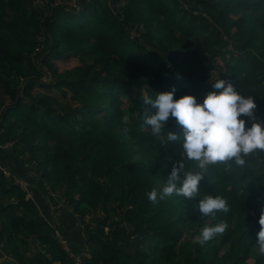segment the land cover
<instances>
[{
	"label": "trees",
	"instance_id": "obj_1",
	"mask_svg": "<svg viewBox=\"0 0 264 264\" xmlns=\"http://www.w3.org/2000/svg\"><path fill=\"white\" fill-rule=\"evenodd\" d=\"M117 1L0 0V193L16 192L28 207L14 180L42 201L44 181L60 183L58 197L95 224L85 232L101 242V264H245L258 253L264 152L249 153L244 165H209L191 200L173 194L153 203L147 193L161 188L180 148L151 134L144 119L154 110L141 97L174 89V98L190 93L200 102L222 78L253 97L254 119L264 124V0ZM139 23L144 32L131 36ZM165 127L182 135L174 118ZM27 147L43 168L38 177L17 160ZM114 147L127 150L117 167L106 159ZM134 167L147 175L143 184L130 177ZM209 194L222 196L228 211L200 214L195 205ZM39 221L20 216L10 229L39 233L46 249L58 245ZM219 222L225 231L195 247L200 229Z\"/></svg>",
	"mask_w": 264,
	"mask_h": 264
},
{
	"label": "clouds",
	"instance_id": "obj_2",
	"mask_svg": "<svg viewBox=\"0 0 264 264\" xmlns=\"http://www.w3.org/2000/svg\"><path fill=\"white\" fill-rule=\"evenodd\" d=\"M210 83L213 90L208 91L200 102L190 93L174 98V89L155 93L154 98L141 97L154 110L144 119L151 134L162 144L179 141L180 148L181 159L172 165L161 188H153L147 193L153 203L173 194L191 200L199 193V181L209 165L225 161L244 165L249 153L264 152V124L254 119L256 104L253 97L241 94L232 83L222 78ZM245 116L252 121L250 126H245ZM169 118H174L181 127L182 135L166 129ZM185 160L194 162L195 166L187 169ZM195 206L206 216L228 211L225 199L219 195H205ZM258 224L260 228L255 240L258 253L264 256V209L258 217ZM226 228L224 222L205 225L196 241L203 245Z\"/></svg>",
	"mask_w": 264,
	"mask_h": 264
},
{
	"label": "crops",
	"instance_id": "obj_3",
	"mask_svg": "<svg viewBox=\"0 0 264 264\" xmlns=\"http://www.w3.org/2000/svg\"><path fill=\"white\" fill-rule=\"evenodd\" d=\"M18 170H22V164L18 165ZM44 187L45 185L43 184V188ZM5 189L8 188L5 187ZM15 193L16 192H13L12 190H6L4 194H2V192L0 193V203L2 201L5 202L4 204L0 205V218H2L3 220L6 219L9 222V226H7L6 228H10L11 222L20 216L25 217L26 219H32L34 222H37L39 220L45 221L48 226H50V222L56 221L62 228V232L66 240L65 244L70 250L77 252L81 248L87 247L86 244L93 245L89 241H87L88 237L85 232V226L89 225V227H92V229H94L93 226H95V224L88 220V218L76 217L77 215L73 212V208L71 207L72 204H67V202L64 201V199H62L61 197H58V195H55L56 197H45V195L43 194V201L38 200L37 198H35V196L29 199L24 197L25 200L30 201H28L29 205L28 207H26L24 205L25 203L22 204L19 199H17ZM44 205L46 207V211H44ZM63 206L66 207V212L62 208ZM68 207H70L71 209H69ZM90 224L92 225L90 226ZM104 229L106 231L105 227ZM33 236L38 237L37 234ZM26 240L27 239L24 238V241ZM2 241L3 244L0 247V264H3L6 259H8V261L5 262V264H22V262H20V259H25L27 264H62L57 258H55L56 253L54 251L60 247V243L58 244L57 242H55L58 245H55L50 249H46L39 241L40 245L43 247V253L32 255L33 259H31V257L27 254L29 252H27L24 248L22 249L18 245L19 242L17 240L14 241L12 239L10 240L5 238ZM13 242L15 243V247L13 246L14 249L12 248L10 252L6 253V244L11 243L13 245ZM98 247L102 249V246L98 245ZM21 252L22 254H24V257L19 255V253ZM2 256H4L3 259Z\"/></svg>",
	"mask_w": 264,
	"mask_h": 264
},
{
	"label": "rangeland",
	"instance_id": "obj_4",
	"mask_svg": "<svg viewBox=\"0 0 264 264\" xmlns=\"http://www.w3.org/2000/svg\"><path fill=\"white\" fill-rule=\"evenodd\" d=\"M125 2V0H118L117 1V3H118V5H121V4H123ZM145 26H144V24H142V23H139V24H137V25H135L134 26V28L131 30V36H134V35H139V33H142V32H144V30H145ZM226 37V34H224L223 33V38H225ZM109 48L113 51V52H118L119 51V49L118 48H111L110 46H109ZM68 61V60H67ZM64 63H68V62H64ZM61 66H65V65H61ZM147 73V72H146ZM148 77L150 78L151 76L150 75H148ZM205 84V83H204ZM37 143V140H34L33 141V144H36ZM49 143L51 144V141H49ZM5 145H9V144H5ZM115 148V147H114ZM126 152H127V150H125L124 149V147H122V148H115V149H112V150H110V152H109V155L108 156H106V159L111 163V164H113L114 166H118V164H120L121 163V161L123 160V158L126 156ZM32 157H31V155H30V153H29V147H27L26 148V150H24V154H23V156H21L20 154H17V160H20V161H22V163H24L23 164V166H25L26 168H30V169H32L31 170V175L32 176H34V177H38L39 175H41V173H42V171H43V168H42V166H40V165H38V166H36V167H34L35 166V164H36V161L35 160H31V161H29L30 159H31ZM67 162V161H66ZM0 168L1 169H3L1 166H0ZM129 174H130V177H132V178H134V180L136 181V182H138L139 184H143L145 181H146V177H147V175L145 174V173H143V172H141L138 168H131V170H130V172H129ZM6 176H9V174L8 173H6ZM61 183H64V181H63V179L60 181ZM23 182H21L20 180H18V179H16V180H14L13 181V184H15V185H17L20 189H21V184H22ZM44 185H45V187L44 188H42V189H39L40 190V192L42 193V194H44L45 195V197L47 196H51V197H56L55 195H58V193L59 192H57L58 191V187L60 186V183H59V185H57L56 187H55V189H52L51 188V183L49 182V181H44ZM7 187V186H6ZM22 190V189H21ZM23 191V190H22ZM25 197V196H24ZM25 198H28L27 196L25 197ZM262 201H263V198H262ZM5 202L4 201H2L1 203H0V205L1 204H4ZM1 207V206H0ZM69 209H71L70 207H68ZM97 210V212L100 214V215H103V213H102V211H101V208H100V206L96 209ZM56 222V221H55ZM9 224V222L6 220V219H2V218H0V247H1V245L3 244V241L2 240H4L5 238L6 239H12V240H17L19 243H18V245L23 249H25L27 252H29V253H27L30 257H31V259H33V256L32 255H35V254H37V253H40V254H42L43 253V247L40 245V240H39V237H34L33 236V234H30V233H28V234H25V236H23V235H21V233H18V232H12L11 231V229L10 228H6L7 226H9L8 225ZM50 227H51V238L53 239V240H55L54 239V237H53V235H54V228H55V231H60V230H62V228H61V226L59 225L58 227H59V229L56 227V225H54L53 224V222H50ZM3 230V231H2ZM105 230V229H104ZM41 234H42V232L41 231H39ZM60 233H62L61 231H60ZM176 233H177V231H176ZM39 234V233H38ZM37 234V235H38ZM178 234V233H177ZM9 235H11V236H9ZM87 235V234H86ZM200 234H197V235H195L194 236V238L192 239L193 240V242H194V244H195V247H197L199 250H203L204 249V247H208V245H210V244H212L213 242H214V240H215V238L213 237L212 239H210L209 241H207V242H205L203 245H201V244H199V243H197V241H196V237L197 236H199ZM180 236V235H179ZM87 237H89L88 235H87ZM86 237V238H87ZM24 238H26L27 240L26 241H24ZM88 241V240H87ZM8 242H9V240H8ZM55 242H57L58 244H59V241L58 240H55ZM91 244H93V245H89V244H86V246L88 247V251H87V255H85V256H82V264H101V261H102V259H103V255H104V253H105V251L104 250H102V249H100L99 247H98V245H100V246H102V244H101V242H99L98 240H95V241H89ZM178 242L180 243L181 242V236L179 237V240H178ZM22 243V244H21ZM96 245V246H95ZM15 247V243L13 242V245L11 244V243H8V244H6V246H5V252L6 253H8V252H10L11 250H12V248L14 249V247ZM59 246H60V248L66 253V255H67V259L71 262V264H73L72 263V260H71V258L69 257V255L67 254V251H65L64 250V248H63V246L61 245V244H59ZM38 247H40V248H38ZM42 249V250H41ZM224 250H227V243H226V245L224 246V249L223 250H221L220 251V255L224 252ZM26 253V252H25ZM258 253L256 252V250H254V254L253 255H249L248 256V258L246 259V262H245V264H252V262H253V260H254V256L255 255H257ZM19 255H21L22 257H24V254H22V252L21 253H19ZM26 256V255H25ZM43 256V255H42ZM4 258V256H2V259ZM8 258V257H7ZM46 258V257H45ZM1 259V260H2ZM39 259V258H38ZM8 261V259H6L5 261H4V263L3 264H5V262H7ZM20 262H22V264H27L26 263V260L25 259H20Z\"/></svg>",
	"mask_w": 264,
	"mask_h": 264
},
{
	"label": "built area",
	"instance_id": "obj_5",
	"mask_svg": "<svg viewBox=\"0 0 264 264\" xmlns=\"http://www.w3.org/2000/svg\"><path fill=\"white\" fill-rule=\"evenodd\" d=\"M20 181L23 182L22 180H20ZM20 186H21V189L24 192H26V195L28 198L33 197V192H32V190L28 184L23 182ZM53 224L56 225V227L59 229V227H58L59 224L57 222H53ZM60 231L62 232V230H60ZM60 231L57 232V231H55V228H54V235H53L54 239L58 240L59 243L63 246L64 250L67 251V254L71 258L73 264H82V256H85L87 254L88 248L83 247L77 252L70 250L65 244L66 240H65V236L63 235V232L60 233Z\"/></svg>",
	"mask_w": 264,
	"mask_h": 264
},
{
	"label": "water",
	"instance_id": "obj_6",
	"mask_svg": "<svg viewBox=\"0 0 264 264\" xmlns=\"http://www.w3.org/2000/svg\"><path fill=\"white\" fill-rule=\"evenodd\" d=\"M113 2H115V0H112Z\"/></svg>",
	"mask_w": 264,
	"mask_h": 264
}]
</instances>
